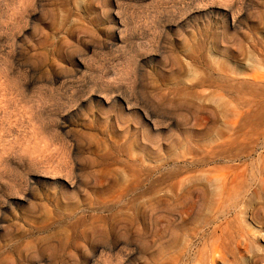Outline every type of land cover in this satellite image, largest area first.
I'll return each instance as SVG.
<instances>
[{"label": "rangeland", "instance_id": "374dc122", "mask_svg": "<svg viewBox=\"0 0 264 264\" xmlns=\"http://www.w3.org/2000/svg\"><path fill=\"white\" fill-rule=\"evenodd\" d=\"M33 1L0 0V264H85L116 240L94 264H264V120L233 134L219 112L264 102V0ZM146 106L172 123L148 128ZM136 160L209 194L131 228L111 171Z\"/></svg>", "mask_w": 264, "mask_h": 264}, {"label": "bare ground", "instance_id": "6f19581e", "mask_svg": "<svg viewBox=\"0 0 264 264\" xmlns=\"http://www.w3.org/2000/svg\"><path fill=\"white\" fill-rule=\"evenodd\" d=\"M39 1H42V0H39ZM93 1H95V0H83V2H86V7H88L90 4H92ZM109 1L113 2L114 8H116V7H118V2L120 0H109ZM167 1H170V0H167ZM33 2H36V0ZM170 2H172V0ZM172 5H173L172 7L180 6L181 8L187 6L186 4H181L180 2H179V4L177 2H173ZM87 10H88V8H86V11ZM232 13H233V20H235L234 11H232ZM119 25L123 26V22L121 20L119 21ZM120 39L122 40V38H120ZM205 83H206V81L202 80L199 82V85L205 86L206 85ZM263 84H264V82H263ZM253 100L255 101V99H253ZM253 100L250 99V101H253ZM258 100L259 99H257L256 101H258ZM247 101L248 100H246V102L245 101H243V102L247 103ZM259 101L261 102L262 100H259ZM253 104H255V103H253ZM125 105H126L125 106L126 110L130 111L131 110L130 105L128 103H125ZM242 105H243V108L241 110H239L238 109L239 106L234 105L233 102H228V103L224 104V106H221L219 109L220 115L224 119L225 128H227L229 130V132H231V133L234 132L233 134H235V127L238 125V123L240 125V122L244 123L247 119H251L254 121V123L251 124L253 126L254 124L258 125L259 121L264 120V102L259 103V104L257 103L255 105H252V104L248 105L250 107H254V106L258 107L257 109L248 107V109L246 110L244 108L245 104L243 103L240 106H242ZM150 107H151V105H150ZM150 107L146 106L144 111H143V117L146 121L145 124L148 126V128L151 127L153 130L156 131L158 129V127L162 124L172 123L173 119H171V117L169 115L165 114L164 110L152 109ZM143 108H144V106H143ZM234 137H236V136H234ZM234 137H232V138H234ZM232 138H230V139H232ZM233 140H235V139H233ZM230 142L231 141H229V143ZM262 165H264V164H262ZM192 166L196 167L195 164ZM162 168H163L162 165L158 164L157 162L154 164V166H151V165H145V163L141 164L139 162V160H136L134 162H131V164H128L127 167L121 166V167L115 168L113 171H111V173L114 176V183L117 187H119V190H118L119 193H118V195H116L117 197L114 196V197H116V199L114 198L115 200L114 199L113 200L115 202H118V201L124 202V210H125V219H124L125 222L124 223H126L129 227L133 228L140 222V220L142 218V213L147 208H153V207L155 208L156 206L157 207H163L165 205L166 206L167 205H173L174 207H181L183 209H189V203H188L187 199L191 195L193 188H195L197 185H199L198 189H200L201 191H203L207 195L209 194V193H206L208 191H206V185H204V183H203L204 181H203L202 176H190V175L184 176L182 174H175V175H172L170 177L157 175L158 177L155 178L154 175L157 172H160L162 170ZM231 169H233V168H231ZM217 170H218V168H217ZM236 178H239V176L238 177L236 176ZM215 183H217V182H215ZM260 183H262V187L260 190H262V192H264V174L261 177ZM77 184L78 183L74 181V182H72L71 185L69 184V187L75 188L77 186ZM201 184H203L204 186L203 185L201 186ZM225 185L226 184L224 183V185H223L224 190H225ZM239 188H241V186H239ZM219 189H221V190H219ZM219 189H218L219 192H221L222 188L219 187ZM219 192H217V193H219ZM237 192H240V191H238L236 189V193ZM223 194H224V191H223ZM233 195L235 197V195H237V194L233 193L232 196ZM258 195H259V192L250 193V190L242 192V194H239V196H238L239 200L236 201L237 203H236L235 209H237V210H238V208L243 209L242 207L246 206V204H247L246 199H245L246 197H248V198L253 197V199H254ZM225 197H226V195L224 196V198ZM229 197H231V196H229ZM224 202H225V200H224ZM216 203H218V202H216ZM123 244H125L124 240L123 241L122 240H116L112 246L110 245L111 247L107 246V244L95 245L92 255L85 260V264L96 263V258L98 257L97 256L98 254L100 255V257H101V255L108 256L107 259L109 260L110 254L114 250L121 248V246ZM43 262H44V260H41V261L36 262L35 264H43Z\"/></svg>", "mask_w": 264, "mask_h": 264}]
</instances>
